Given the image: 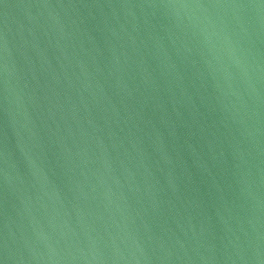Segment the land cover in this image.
<instances>
[{"label": "water", "instance_id": "95a60500", "mask_svg": "<svg viewBox=\"0 0 264 264\" xmlns=\"http://www.w3.org/2000/svg\"><path fill=\"white\" fill-rule=\"evenodd\" d=\"M0 264H264V0H0Z\"/></svg>", "mask_w": 264, "mask_h": 264}]
</instances>
